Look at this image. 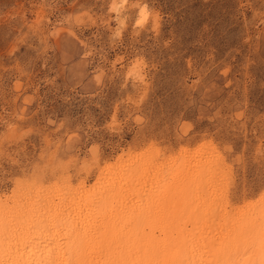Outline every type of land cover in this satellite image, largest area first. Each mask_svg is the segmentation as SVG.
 I'll use <instances>...</instances> for the list:
<instances>
[{"label":"rangeland","instance_id":"rangeland-1","mask_svg":"<svg viewBox=\"0 0 264 264\" xmlns=\"http://www.w3.org/2000/svg\"><path fill=\"white\" fill-rule=\"evenodd\" d=\"M111 4L0 0V198L202 148L227 212L264 204V0H128L119 39ZM144 4L157 26L139 30Z\"/></svg>","mask_w":264,"mask_h":264},{"label":"bare ground","instance_id":"bare-ground-1","mask_svg":"<svg viewBox=\"0 0 264 264\" xmlns=\"http://www.w3.org/2000/svg\"><path fill=\"white\" fill-rule=\"evenodd\" d=\"M201 149L160 172L153 157L103 170L91 192L2 196L0 264L262 263L264 204L227 212L223 167Z\"/></svg>","mask_w":264,"mask_h":264},{"label":"clouds","instance_id":"clouds-1","mask_svg":"<svg viewBox=\"0 0 264 264\" xmlns=\"http://www.w3.org/2000/svg\"><path fill=\"white\" fill-rule=\"evenodd\" d=\"M127 3L128 0H112V4L109 7V12L116 14L117 30L115 31L114 36L117 39L122 36L123 30L128 26L127 16L121 18V14L125 10V5ZM150 21L152 22L153 28H155L157 26V22L154 13L149 10L146 4L139 6L133 27L139 30H143L148 26Z\"/></svg>","mask_w":264,"mask_h":264}]
</instances>
